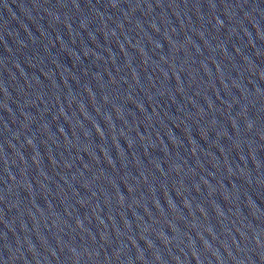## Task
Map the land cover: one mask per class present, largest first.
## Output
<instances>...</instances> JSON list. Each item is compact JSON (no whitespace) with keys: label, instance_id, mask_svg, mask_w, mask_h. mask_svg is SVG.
<instances>
[{"label":"water","instance_id":"obj_1","mask_svg":"<svg viewBox=\"0 0 264 264\" xmlns=\"http://www.w3.org/2000/svg\"><path fill=\"white\" fill-rule=\"evenodd\" d=\"M0 264H264V0H0Z\"/></svg>","mask_w":264,"mask_h":264}]
</instances>
